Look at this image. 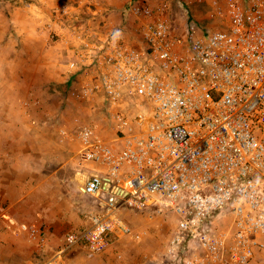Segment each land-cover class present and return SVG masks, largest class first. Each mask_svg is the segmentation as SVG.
<instances>
[{"label": "built area", "instance_id": "obj_1", "mask_svg": "<svg viewBox=\"0 0 264 264\" xmlns=\"http://www.w3.org/2000/svg\"><path fill=\"white\" fill-rule=\"evenodd\" d=\"M206 1L213 27L181 34L167 2L128 0L124 18L141 49L113 25L95 42L74 34L81 46L67 67L84 79L71 94L105 97L116 136L82 130L78 157L97 167L80 193L98 207L67 234L61 256L142 240L129 210L178 216L161 264H250L264 251V0ZM21 230L46 247L38 226Z\"/></svg>", "mask_w": 264, "mask_h": 264}, {"label": "crops", "instance_id": "obj_2", "mask_svg": "<svg viewBox=\"0 0 264 264\" xmlns=\"http://www.w3.org/2000/svg\"><path fill=\"white\" fill-rule=\"evenodd\" d=\"M127 2L0 0V264H131L122 250L131 238L114 241L92 262L83 253L59 254L67 234L87 224L82 212L93 199L80 193L83 176L97 167L78 157L82 130L94 125L99 136H116L105 97L71 94L84 79L67 67L81 46L74 34L104 36L108 23L123 28L125 41L135 40L133 21L124 18ZM93 113L100 121L86 122L85 114ZM23 224L46 233L44 249L21 230Z\"/></svg>", "mask_w": 264, "mask_h": 264}, {"label": "rangeland", "instance_id": "obj_3", "mask_svg": "<svg viewBox=\"0 0 264 264\" xmlns=\"http://www.w3.org/2000/svg\"><path fill=\"white\" fill-rule=\"evenodd\" d=\"M103 2L107 0H102ZM153 4H159L167 2L169 5L168 14L172 20L174 28L179 33H185L187 28L196 27L198 29H208L213 27V22L209 18L210 7L206 0H149ZM77 9H75L76 11ZM78 14H84V10L82 7H79L77 10ZM103 31L111 30V26L108 23H104ZM127 31V29H126ZM100 37H103L100 36ZM97 38H92V41H99L101 39L96 40ZM125 41V39H124ZM133 41V44L131 43ZM126 42L132 44L134 47L141 49V45L138 42V39L135 37L126 39ZM134 95V94H133ZM135 98H138L134 95ZM65 104L66 108L73 109V105L67 103ZM127 105H130L129 103ZM64 106V107H65ZM88 112V110L86 111ZM102 114V113H101ZM87 117V121H100L96 119L94 113L92 116L89 114H85ZM91 118H90V117ZM95 120H92L93 118ZM107 118V116H105ZM110 118V117H109ZM108 118V119H109ZM77 123L81 122L82 119L80 117L75 116ZM102 120V119H101ZM97 209V201L95 198L88 199L86 210L82 212V218L84 221L88 222L91 213ZM126 210H129L126 208ZM126 211L125 217L128 222L137 230L145 231V235L142 240L134 241L133 239H125L123 240L124 245H122L123 251H129L130 253V263L131 264H161L163 262H167L165 249L166 244L173 233L178 216L170 211L163 210L162 212L156 210H150L145 212H130ZM219 225L222 229H225L226 222L225 220H221ZM67 244V242H66ZM120 245V244H119ZM66 247V245H64ZM63 247V248H64ZM116 250V249H115ZM75 252L83 253L82 255L86 259L94 260V256L97 255L88 249L86 244H80L78 246L71 247L67 249L63 254L68 255L73 254ZM102 254V253H101ZM151 258V259H150ZM112 263H116L115 259H111ZM150 260V261H149ZM97 262L93 263L96 264ZM250 264H264V251H258L255 254V257L250 262Z\"/></svg>", "mask_w": 264, "mask_h": 264}]
</instances>
